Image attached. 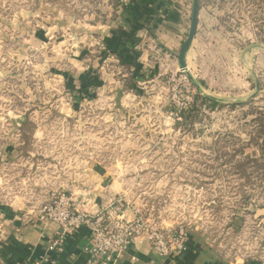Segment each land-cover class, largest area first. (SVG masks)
Returning <instances> with one entry per match:
<instances>
[{
	"label": "crops",
	"instance_id": "0c3cea01",
	"mask_svg": "<svg viewBox=\"0 0 264 264\" xmlns=\"http://www.w3.org/2000/svg\"><path fill=\"white\" fill-rule=\"evenodd\" d=\"M93 1L94 13L83 17L93 23L77 30L64 17L48 18L39 28L14 24L10 33L1 24L8 18L0 16V264H88L93 256L86 228L65 235L58 251L52 244L61 227L37 219L51 193H67L80 211H113L131 221L136 210L124 201L128 180L118 167L175 164L165 153L176 154L181 127L170 113L167 79L180 71L193 0ZM218 25L213 9L200 0L187 69L199 94L221 106L209 114L241 105L247 89L238 62L229 70L223 51L230 49L220 45ZM254 84L258 90L255 78ZM118 134L125 135V146L114 141ZM103 135L109 139L104 145ZM114 148L142 157H101ZM149 176L160 180L159 173ZM241 223L238 218L234 226ZM116 264H264V257L223 256L192 230L181 254L161 258L140 237Z\"/></svg>",
	"mask_w": 264,
	"mask_h": 264
},
{
	"label": "rangeland",
	"instance_id": "374dc122",
	"mask_svg": "<svg viewBox=\"0 0 264 264\" xmlns=\"http://www.w3.org/2000/svg\"><path fill=\"white\" fill-rule=\"evenodd\" d=\"M204 2L218 18L220 45L230 49L229 53L223 51L229 70L238 62L239 71L245 73V100H240L241 105H226L215 114L203 109L188 120L176 121L181 127L179 149L175 155L165 153L167 159L175 158L174 165L125 162L119 166L121 178L128 180L124 201L145 221L167 231L184 230L188 234L198 230L223 256L264 257V0ZM94 11L93 0H0V16L8 18L1 22L2 29L10 33L14 24H20L21 29L29 25L39 28L47 24L48 18L57 21L64 17L77 30L93 23L83 17ZM18 18L15 23L13 20ZM13 44V39L8 40L9 54L15 52ZM74 44L76 40L71 39ZM170 94L168 90L171 112ZM104 136L102 145L109 141ZM114 137L119 146H125L120 143L125 142V135ZM86 153L90 157L92 151ZM101 153L103 159L142 157L126 149ZM151 154L156 158L154 152ZM152 173H159L160 180L150 179ZM238 210L243 213L238 215ZM236 218H241L240 226H234Z\"/></svg>",
	"mask_w": 264,
	"mask_h": 264
},
{
	"label": "built area",
	"instance_id": "2783aa9c",
	"mask_svg": "<svg viewBox=\"0 0 264 264\" xmlns=\"http://www.w3.org/2000/svg\"><path fill=\"white\" fill-rule=\"evenodd\" d=\"M167 88L172 103L171 116L182 119L197 98L194 81L181 70L167 79ZM41 222H54L61 227V235L53 241L52 247L62 251L65 235L86 228L90 234L92 260L88 264H116L132 242L145 237L153 251L161 258H171L186 250L188 234L184 230L167 231L145 221L139 211L135 218L128 221L113 211L89 214L78 210L73 197L64 192L51 193L50 200L37 212Z\"/></svg>",
	"mask_w": 264,
	"mask_h": 264
},
{
	"label": "water",
	"instance_id": "95a60500",
	"mask_svg": "<svg viewBox=\"0 0 264 264\" xmlns=\"http://www.w3.org/2000/svg\"><path fill=\"white\" fill-rule=\"evenodd\" d=\"M199 8H200V0H193V13H192L191 26H190L189 34H188V37H187L186 41L184 42V44L181 48L180 54H179L180 70L184 74L188 75L194 81L195 85H197V86H198V84L191 77V75L187 69V54H188V52L192 46V43L194 41V38H195V35L197 32ZM198 88H199V86H198Z\"/></svg>",
	"mask_w": 264,
	"mask_h": 264
},
{
	"label": "trees",
	"instance_id": "16d2710c",
	"mask_svg": "<svg viewBox=\"0 0 264 264\" xmlns=\"http://www.w3.org/2000/svg\"><path fill=\"white\" fill-rule=\"evenodd\" d=\"M232 106H235V105H232ZM220 104L215 102V101H212L210 99H207L203 96H201L200 94L197 96L196 98V101H195V104L194 106L187 112H184L182 114V119L183 120H188L189 118L193 117L194 113H201L204 110H210V111H213L215 109H218L220 108Z\"/></svg>",
	"mask_w": 264,
	"mask_h": 264
}]
</instances>
